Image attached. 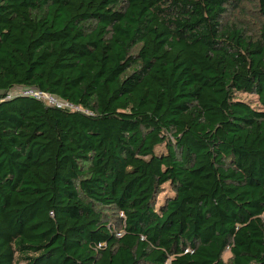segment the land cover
I'll return each instance as SVG.
<instances>
[{
	"label": "trees",
	"instance_id": "trees-1",
	"mask_svg": "<svg viewBox=\"0 0 264 264\" xmlns=\"http://www.w3.org/2000/svg\"><path fill=\"white\" fill-rule=\"evenodd\" d=\"M238 1L0 0V264H264V22H225Z\"/></svg>",
	"mask_w": 264,
	"mask_h": 264
},
{
	"label": "rangeland",
	"instance_id": "rangeland-1",
	"mask_svg": "<svg viewBox=\"0 0 264 264\" xmlns=\"http://www.w3.org/2000/svg\"><path fill=\"white\" fill-rule=\"evenodd\" d=\"M239 5L237 8L230 7L224 16V21L228 23H234L238 26L244 27L246 31L250 34H256L258 32L259 26L264 22L263 16L260 14L258 9L257 0H239ZM241 98L251 103L257 102V97L254 94L239 93ZM170 192V188L167 184L163 185L161 193L158 195V201L163 199L165 194ZM114 211H110V215ZM230 252L226 249L223 253V260L228 261L230 257Z\"/></svg>",
	"mask_w": 264,
	"mask_h": 264
},
{
	"label": "built area",
	"instance_id": "built-area-1",
	"mask_svg": "<svg viewBox=\"0 0 264 264\" xmlns=\"http://www.w3.org/2000/svg\"><path fill=\"white\" fill-rule=\"evenodd\" d=\"M15 94L31 95L37 99L44 101L48 105H52L60 108H68V109L78 108L77 106L72 105L70 102L59 99L50 93L41 92L38 91L37 89H32V88L17 87L15 89L8 91L5 95V98H9ZM187 250L188 249H186L185 251Z\"/></svg>",
	"mask_w": 264,
	"mask_h": 264
}]
</instances>
